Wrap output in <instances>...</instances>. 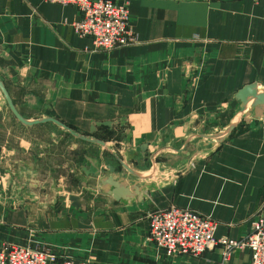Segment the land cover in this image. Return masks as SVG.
<instances>
[{"label": "crops", "instance_id": "obj_1", "mask_svg": "<svg viewBox=\"0 0 264 264\" xmlns=\"http://www.w3.org/2000/svg\"><path fill=\"white\" fill-rule=\"evenodd\" d=\"M116 1L126 5L136 40L95 50L88 36L71 29L79 17L73 4L0 0V80L22 116H52L105 140L126 159L121 141L132 149L174 145L192 135L200 118L216 122L231 114L243 84L264 87V0ZM4 108L0 99L1 121ZM43 125L54 124L25 126ZM5 126L0 245H30L92 264H218V245L196 257L165 255L147 239L148 213L189 207L215 221V237L235 240L264 216L263 115L237 125L184 167L179 156L175 173L144 179L136 190L120 182L128 193L119 199L100 184L111 155L101 146L66 131L63 148L53 140L31 145L23 131ZM51 181L87 192L83 205L52 195ZM25 182L45 189L24 190ZM227 264H249V249L233 248Z\"/></svg>", "mask_w": 264, "mask_h": 264}, {"label": "built area", "instance_id": "obj_2", "mask_svg": "<svg viewBox=\"0 0 264 264\" xmlns=\"http://www.w3.org/2000/svg\"><path fill=\"white\" fill-rule=\"evenodd\" d=\"M73 4L79 17L71 29L90 39V47L107 50L136 40L128 23V11L116 0H47ZM264 20V11L262 13ZM264 42V38H263ZM147 239L162 249L165 255L196 257L205 249L219 246L218 264H227L233 248L249 249V264H264V216L250 222V229L241 239H227L213 235L215 221L185 206L168 205L153 209L147 215ZM0 264H92L87 259H57L48 252L30 245L8 243L0 245Z\"/></svg>", "mask_w": 264, "mask_h": 264}, {"label": "rangeland", "instance_id": "obj_3", "mask_svg": "<svg viewBox=\"0 0 264 264\" xmlns=\"http://www.w3.org/2000/svg\"><path fill=\"white\" fill-rule=\"evenodd\" d=\"M0 99L2 100L4 106H5V112L6 116L4 120H0V127H3V125L6 124L5 128L10 130L12 133L13 132H21L23 131L28 137L30 144L34 145H47L48 141L53 140L54 146L57 148H63L65 144H67V141L69 140L68 135L66 133H62L65 130L62 128L58 127L57 125H43V126H38V127H33V128H27L25 125L21 124L19 121L15 119V117L12 115L10 110L8 109L5 100L0 92ZM238 102V101H237ZM239 102L232 111L231 114H228L227 117H221L217 118L218 120L215 122L214 120H208L206 118L199 119V122H197V125L194 127L192 132V135L187 136L186 138L182 139L180 142L170 145L166 143H159L155 146H152L151 149H149L148 146L144 144V146H140L138 149L134 148L132 149L129 141L126 143V140L121 141V146L123 147V152H126L128 154V157L125 159L123 157L122 152L114 151L111 150V146L107 145V142H105V146H103V150L105 152H108L109 154L112 155V160H111V155H105V159L107 156L108 165H107V175L111 174L112 176L115 175V178L117 181L121 183H126V185H131L132 188L137 189L138 183L142 182L144 179L148 178H155L158 177V174L161 175L162 173L168 172V170H173L171 171L172 173H175V171H178L180 168L175 167V163L179 162V156L182 158V167L188 165L197 155L204 153L208 151L209 149L213 148L216 146V141L215 138H218L222 135V131L224 126L227 124L230 119L234 117L236 114L237 110L239 109ZM24 112H28L29 109H23ZM252 111L249 110V119H257L252 116ZM1 119V118H0ZM248 121H244L243 119H240L236 126L241 124V123H246ZM235 126V127H236ZM234 127V128H235ZM233 129H231L232 131ZM230 131V132H231ZM57 132H61L62 134L59 135ZM64 134V135H63ZM229 134V133H228ZM36 135V138H33V136ZM92 136V135H90ZM74 137V136H73ZM76 138V137H75ZM79 139V138H78ZM99 139V138H98ZM82 140V139H81ZM102 140V139H100ZM90 142V141H88ZM94 143V142H90ZM96 144V143H94ZM98 145V144H97ZM99 146V145H98ZM116 152V153H115ZM130 162H128V160ZM106 160V161H107ZM134 170L136 173L140 175L133 174L130 172L128 169ZM58 173V172H57ZM63 173V172H60ZM105 177V176H104ZM71 185H74L75 180H70ZM53 186H46L47 190L50 189V192L52 195H60L64 197V200L70 202L68 199L69 194H73L80 199H84L82 195H85L88 193L84 192L79 187L75 186H68V187H58L55 186L54 182L51 181ZM50 182V183H51ZM29 182H25L24 185V190L28 191H39L45 189V186H40V185H35V186H30L28 184ZM42 184V182H39ZM55 186V187H54ZM106 187V185H104ZM109 187V186H108ZM106 187V188H108ZM105 193L106 192L105 189ZM71 203V202H70Z\"/></svg>", "mask_w": 264, "mask_h": 264}, {"label": "water", "instance_id": "obj_4", "mask_svg": "<svg viewBox=\"0 0 264 264\" xmlns=\"http://www.w3.org/2000/svg\"><path fill=\"white\" fill-rule=\"evenodd\" d=\"M0 92L5 100V103L8 109L10 110L12 115L15 117V119L19 121L21 124L32 125V124H36L40 122H47V121L52 122L53 124L62 128L63 130H65L66 132H68L69 134H71L72 136L76 138L94 142L101 147L105 146L104 145L105 142L103 140H100L94 136L76 132L52 116L44 115V116L37 117V118H26L22 116L15 108L1 80H0ZM233 97L239 102L240 104L239 109L237 110L234 117L230 119V121H228L227 124L224 126L222 135L218 138H215L216 145L219 144L228 135V133L231 131V129H233L236 126L237 122L240 119H243L244 121H248L249 119L248 114H249L250 109L253 110L252 116L254 118L258 119L262 115L264 116V87H259L256 82L252 81V82L243 84L241 87H239L234 92ZM127 169L133 174L140 175L128 167ZM7 173L4 174V177H3L4 179H8L10 177L9 174ZM100 184L109 186L108 188H106V192L110 194L113 199L127 197L128 188L125 187L123 184H121L119 181H117L115 178H113L111 174L106 175L105 177L101 178ZM68 199L70 200L71 204L75 206L83 205L82 199H80L79 197L73 194H69Z\"/></svg>", "mask_w": 264, "mask_h": 264}]
</instances>
